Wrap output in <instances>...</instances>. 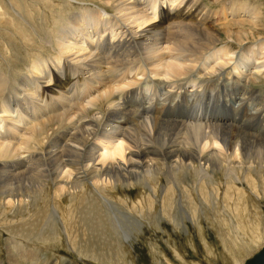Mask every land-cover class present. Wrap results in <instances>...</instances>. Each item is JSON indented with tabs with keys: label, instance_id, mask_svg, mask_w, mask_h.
Here are the masks:
<instances>
[{
	"label": "bare ground",
	"instance_id": "bare-ground-1",
	"mask_svg": "<svg viewBox=\"0 0 264 264\" xmlns=\"http://www.w3.org/2000/svg\"><path fill=\"white\" fill-rule=\"evenodd\" d=\"M97 1L102 9L96 6L81 9L80 4V12L76 13L72 11L75 7L65 0H58L56 8L50 9L47 1L41 2L44 10L48 8L49 22L42 20L48 25L41 27L45 31L41 35L40 29L37 32L32 27L31 31L24 17V14L31 15L34 11L31 9L30 14L24 4L7 0L14 15L11 17L9 12L7 18L11 17L14 29L19 28L20 46H16H22L20 53L25 55L27 65L14 72V77L19 78L18 81L12 80L15 82L13 87L17 88L12 89L15 99L5 98L9 79L14 78L8 70L4 71L13 62L5 53L14 44L9 46L11 43H2L0 65L4 66L6 75L0 74V185L4 187L18 178L23 179L29 171L36 172L37 177L40 172L41 176L44 173L42 162L50 163L53 160L52 178L48 181L52 182V192L56 198L48 197V201L39 196L30 207L22 195L11 189L12 183L0 195L3 211L11 219L22 214V220L29 221V234L36 236V232L42 230L39 227L46 228L39 233L40 237L44 233L42 237L47 243L56 235L51 232L50 223L62 207V198H68L70 224L75 223L81 229L85 228L86 232H80L78 243L70 242L66 233L67 242L72 248L76 247L78 255L92 256L93 251H98L97 244L101 245L102 250L124 254H129L128 250L132 249L131 241H134L137 233H125L120 223L118 225L125 238V242L122 241L124 247L110 238L116 232L114 218L117 219L111 212L108 217L105 204L112 205L115 200L113 194L118 188L126 190L138 186L140 190L143 186L146 189V197L142 196L139 204L133 203L135 206L144 199H147L146 203L157 204L158 189L161 188L160 195L169 197L168 207L162 210L169 219L174 216L172 210L177 206H174L176 193V204H180L185 214L191 213V218L189 215L186 218L195 226H200L198 219L201 215L204 218L216 215L214 208L222 207L217 215L221 220L227 218L225 209L231 204L227 202L232 201L233 196L227 191L231 186L235 187L237 198L243 193L242 190L239 194L241 187L234 186L236 183H248L251 191L255 192L253 197L258 199L261 196L258 190L263 188L261 191L264 193V137L247 132L245 125L255 122L261 134L264 133V99L250 111L245 110L244 117L248 120H244L242 125L219 120L213 125H203L201 115H207L211 103L206 111H202L200 101L209 95L211 85L219 89L211 92L209 101L214 96L220 98L222 88L226 90L231 86H246L251 95L261 98L264 95L263 90L259 93L254 89L259 83H264V18L260 8L239 3L240 6L232 5L231 11L223 16L224 12L219 10H213L215 13L206 11L202 0ZM4 12L1 7L0 18ZM35 36L38 37L37 41ZM9 52L14 60V50ZM201 82H205L204 85ZM188 83L190 86H185ZM158 85L170 88V94H166L165 90V95H159L157 91V98H153L157 106L151 110L154 116L137 117V113H133L137 125L127 126L121 113L127 107L135 112L134 108L138 109L143 104L151 108L154 102L148 98ZM174 90L181 91L182 95ZM141 94L143 96L139 102ZM179 98L180 102L175 103ZM223 102L222 108L238 111L239 104H233L231 99ZM179 104L180 111L176 112ZM166 110L171 112L162 114ZM191 111L196 118L194 123L184 116ZM81 119L85 121L81 122ZM139 128L143 130L142 134L136 133ZM169 128L184 137L170 140L172 137L159 134L163 130L169 131ZM155 135L156 143H153ZM67 150L75 152L73 157L71 155L72 160L66 154ZM96 159L99 166H94ZM26 164L28 167H24ZM5 175L11 182L6 180V184L2 183ZM217 175L223 176L225 183L218 180ZM162 179L167 184L158 187ZM43 184H40L43 189L39 193H43ZM223 184L227 191L220 198L218 191H222V188L219 189V185ZM203 191L207 201L201 200ZM4 194L6 197L2 198ZM130 200L125 199L121 203L130 205ZM40 201L46 202L43 208L39 206ZM250 203L248 201L245 205ZM183 205L189 209V213ZM27 208H32L29 216H26ZM51 208L54 214L49 219L48 211ZM243 210L246 218L243 220L241 216L243 219L240 221L241 218L236 217ZM243 210L235 208L230 211L231 215H235L236 219H233L240 221H237L238 224L231 221L239 227L236 229L250 227V233L258 223L263 229L264 217L259 220L249 216L259 214L251 205ZM231 215L230 218L234 217ZM139 216L143 218L140 213ZM171 219L170 222L174 218ZM178 219L182 222V218ZM222 222L216 224L221 226ZM224 229L227 231V228Z\"/></svg>",
	"mask_w": 264,
	"mask_h": 264
},
{
	"label": "rangeland",
	"instance_id": "rangeland-1",
	"mask_svg": "<svg viewBox=\"0 0 264 264\" xmlns=\"http://www.w3.org/2000/svg\"><path fill=\"white\" fill-rule=\"evenodd\" d=\"M1 1L2 0H0V2ZM14 1L17 4H24V7L27 8L26 10L29 11L30 14H31V12H30L31 9L34 11V13H32L31 15L24 14V17L27 19V21L29 23L28 25L30 26L31 31H33L32 27H34L37 30V32L39 31L38 29H40L39 34L42 33L41 35H44L43 32H45V31L41 27L44 25L43 27L46 28V26L49 24V22L47 21V19H48V10L47 9L49 7L50 8H52V7L56 8L55 4L58 3V0H50L51 2L49 0H31V2L29 0H23V1L22 0H14ZM46 1L48 2V4H47L48 8L46 10H44L41 7V2H46ZM59 1H61V0H59ZM65 1H68L70 5L72 4V6L75 7L74 8L75 10L72 9V11H75L74 13H76V11L80 12V10H79L80 8L81 9H83V8L84 9H87V8L91 9V7H93V6H96L97 8L102 7L101 3L97 0H94V1L93 0H65ZM233 1H234V3H233ZM52 2H54V3H52ZM77 2H79V3H77ZM80 2H82V3H80ZM202 2L204 3L206 11H208L210 13L211 12L215 13L214 11L219 10L218 12H220V11L224 12V13H222L223 16L228 14V12L231 11L232 5H236V6L239 5L240 6V4L241 5L242 4H248V7H250V8L251 7L254 8L256 6V7H258V9L260 8V10L264 14V0H202ZM30 3H32L33 5ZM78 5H80L81 7L78 8L79 7ZM0 6L3 7L5 10L3 15L1 14V18H0L1 19L0 20V36L2 37V38L0 37V41H2V42H0V44H1L0 48L2 46V43H11L8 45L9 46L13 45V44L14 45L10 46V47L8 46L9 47L8 49H9V51L14 50V52H15L13 55L14 56V60H13L12 57H10L11 55L8 54L10 52L6 50L5 56L6 57L8 56L10 58V60L13 62L10 63L9 69H5L4 66L2 67L0 65V68H2V70H0V74H5L3 72V68H4V71L8 70L7 72L12 74V78H13L14 72L18 71V69H21L22 65L23 66L27 65L26 64L27 61L25 59V55L23 56L20 53V52H22L21 50H23L21 48L22 46L17 48V46H20L19 45L20 38H19V31H18L19 28L16 30V28L14 29L12 26V22L10 21V19L14 15L12 14V12L10 10L9 4H7V0H5L2 3V5H0ZM32 6H34V7H32ZM100 9H102V8H100ZM9 12L11 13V15H10L11 17L7 18V15L9 14ZM37 13H38V15H37ZM263 14H262V18H264ZM4 16H5V18L2 19V17H4ZM34 16H36V17H34ZM40 19H41V22H42V20H46L44 22L48 23V24L45 25L42 22V25H41ZM4 20L10 26L7 23H5ZM3 24L4 25L7 24L8 25L7 28H6V25L4 26ZM240 29L241 28H238L239 31H241ZM245 29H248V27L245 26ZM263 29H264V27H263ZM11 32H13V33H11ZM3 35L4 36L6 35V36L4 37ZM12 35L14 37L16 36L15 39ZM8 36L10 37V39H8L9 38ZM263 36H261V37H263ZM11 37H13V38H11ZM5 38H7V39H5ZM35 39H36L35 41H37L38 37L35 36ZM12 40H14V41H12ZM16 41H19V42L17 43ZM246 42H248V41H246ZM249 43H251V42H249ZM248 45H246V46H248ZM26 46H28V45H26ZM17 49L18 50L20 49V50L18 51ZM1 54L2 53H1V49H0V57H1ZM9 58H6V59L8 60ZM24 59H25V61H24ZM1 60L2 59L0 58V61ZM19 60H21V61L19 62ZM16 63H18V64H16ZM0 64H1V62H0ZM18 79L19 78H16V77H14L13 79H9V85H8L7 91L8 92L10 91L11 94H8L7 91H5L4 92L5 98H7V96H8V98L10 97L12 99H15L14 95H12V89L14 91V89L16 90L17 88L13 87V86H15V85H13V82L18 81ZM12 80H14V81L12 82ZM198 83H199V81L196 84H198ZM204 83L205 82H203V83L201 82L200 84L204 85ZM14 84H15V82H14ZM214 85H216V84L214 83ZM158 86H156L157 89L154 87L153 93H150V97L148 98V99L153 100V102H154L151 104V105H153L151 108H148V106L143 104L138 109H136V107H135L134 108L135 112H132L133 109L130 110V109H128L129 107L126 106L127 109H125L124 112L121 113V116L123 117V121H124V123L127 124V126L130 124H132L133 127L137 125V123L133 119L134 118L132 115L133 113H137L136 114L137 117H139V115L140 116L141 115H143V116H154V115H152L151 110L155 109L157 106V105H155L156 100L153 99V98H157L156 97L157 91H159V95H165V92H166L165 90H167L166 94H170L168 92V90L170 91V88L167 89L164 86H162L163 88L159 86L160 87L159 88ZM185 86H190V84L189 83L185 84ZM212 86L213 85L209 86V88H210L209 95L206 96L203 99V101H200V103L202 104L201 105L202 111H206L208 105L211 103V108L208 111L207 115L206 114L203 116L201 115V117L203 118V120H202L203 125H205V124L211 125L212 123L214 124V123H216V120H219V121H222V122H225L228 124L231 121V123L242 125L244 120H248L246 117H244L245 110L247 109L248 111H250L251 109L256 107V105H258L261 100L264 99V95L262 96V98L259 96L257 97V96L251 95L250 91L248 90V87L246 88V86L245 87L231 86V87L226 88V90H224V88H222V91H221L222 96L220 98L214 96L212 101H209L210 96H211V92L219 89L218 87L212 88ZM255 87L256 88H254V89L257 90V92H259V91L263 92L264 91V88H263L264 83H262V84L259 83ZM259 87H261V88H259ZM174 91H176V92L178 91V93L181 94V91H179V90H174ZM213 94H215V93H213ZM142 96H143V94H141L138 97L139 102L141 101ZM181 98H179L175 103L178 104L180 102ZM229 99H231L233 104H235V105L239 104L238 105L239 109L237 112H234L231 108H229L228 110L222 108V105L224 104L223 101L229 100ZM13 101H15V100H13ZM143 102H145V101L143 100ZM256 102H257V104H256ZM127 111H129V112H127ZM169 111L170 110H166L162 114H167ZM175 111L176 112L180 111V104L175 108ZM192 111H193V106H192ZM192 111H191V113L185 114L184 116L187 117V119H190L189 121L194 123L196 118H195V116L192 115ZM75 112L77 113V111H74V113ZM262 115L264 116V112L262 113ZM181 116H182V118L184 117L183 115H181ZM172 117L173 116H171V118ZM142 118H144V117H142ZM75 120L76 119H74V122H76ZM82 120L85 121L84 119H81L80 121L83 122ZM262 123H263V121H262ZM245 126L247 127V132L255 133L258 136L264 137V133L261 134V132H260L261 130H258L255 122H252L249 125H245ZM50 127L51 126H49L47 131H49ZM168 130L169 131H167V130L160 131L159 134H161V135L165 134V135L172 137V138H169L170 140L177 139L179 137H182V138L184 137L183 134L177 133V131H175L174 129L169 128ZM136 133L142 134L143 130L141 128L136 129ZM42 138L45 139L44 136ZM152 142L156 143V135L154 136V139ZM39 144L41 145L42 142ZM21 153H22V151H21ZM66 154L67 155L69 154L68 156H70V157L72 155V157H73L75 155V152H73L71 150H67ZM72 157H71V160L73 159ZM51 162H53V160L50 161V163L49 162L46 163L45 161L42 162L41 169L44 170L43 171L44 173H42V172L41 173L43 175L40 176V172H38L39 174L37 177L36 172H34L35 173L34 174L33 172L29 171V172H27V174H25V176H23L25 178H23V179L18 178V180L16 179V180L12 181L13 185H12V183L11 184L5 183V181L8 180V178H7L8 176L5 175L4 177H6V178H4V180H2V183L6 184V185L3 184L5 188L2 185H0L1 186L0 187V195L3 194V192H5L7 190L6 187L10 188V185H12L11 189H14L15 192L22 195V198L25 199V202H27L30 207L33 206L31 204H33L35 202L34 199L39 197V196L44 197L46 200L48 199V201L50 198H56L54 193L52 192L53 191L52 187H51L52 182H49L50 178H52V176L50 174L52 173V169H54V166H53L54 163L52 164ZM95 165L96 166L100 165L98 163V159L95 160L94 166ZM51 166H53V167H51ZM24 167H28V165L26 164V166H24ZM41 177L43 179H41ZM217 178H218V180L222 181V183H225L223 176L217 175ZM58 179H59V177H58ZM163 179H162V181H160V184L158 185V187H160L161 184H162L161 187L166 186V184H167L166 180H163ZM8 181L11 182V180H8ZM45 181L49 182V183H46ZM17 183L20 185H18ZM41 183L42 184L44 183L43 185H45V188H44L45 191L43 190V193H39V191H41L43 189L42 186H40ZM16 185H18V186H16ZM227 185H229V184H227ZM223 186H224V184L219 185V187H220L219 189L222 188V191L221 190L218 191V193L220 194V198L223 197L222 196L223 193L225 191H227L226 188ZM234 186L241 187V188H239L240 189L239 194H241L242 192L245 194L242 193V195H239V198L242 197L241 199H239V198H237V194L235 195V193H238V192L234 191L235 187L232 188V186H231V189L229 191H227L228 194H230V195L233 194V196H231L232 201H230L231 200L230 199L227 202V204L231 203L230 205H232V206L227 205V208L225 209V211H226L225 217H227V218H224L223 220H221L217 215V214H220L218 211L220 209H223L222 207L221 208L219 207L220 209L217 208L216 210L214 208L213 209L214 214L216 213L215 211H217V213H216V215H213L212 217L215 216V218L212 219V217L209 216V217H207L209 219L208 220L206 217L204 218V216L201 215L200 218L198 219V223H200V226L202 228L200 226H197V225L195 226L194 223L190 222V219L188 220L186 218L187 215H189V218H191V213L185 214V212H182V209L180 208V204H176V203H178V197H177L176 193H175V204H174V206L175 205H177V206L176 207L173 206L174 208L172 210L173 211L172 213L174 216L171 218L172 219L174 218V219L172 220L170 218L173 221V222L172 221L170 222L169 217L164 215V213L162 212V210H166L165 208H167L169 205V201H168L169 197L168 196L165 197L166 194L160 195V193H161L160 191H162L161 188L158 189V193H159L160 198L158 196L159 200H157V202H156L157 204L153 205L151 203H146L147 199H144L141 202V204L138 206L133 205V203H138L139 200L141 199V197L142 196L146 197V194H147L146 189L143 186L141 187L142 189L140 188V190H139L138 186H134V187L132 186L131 188H128L126 190L118 188L116 190L115 194H113V196L115 195L114 196L115 200L113 203H111L112 205L109 206V204H105L108 209L105 208L106 206H104V208H105V212H107V214H109L108 217H110L111 213H112L113 215L116 216V219H117V221H116L114 218V223H115V226L117 228H115L116 232L112 234V237H110L111 241H113V242L115 241V244H119L120 247H124L123 242H125V238L123 237V235L121 233V230L119 228L120 226L118 225V223H120V225L122 226L123 231L125 233L128 232V233H131V235H133L134 233H137L136 238L133 239L134 241H131L132 249L130 248V250H128L129 248H127V250L129 251V254H127L128 252H126L124 254V253H120L119 251L115 252L114 250H112V251H107L105 249L102 250L101 245L97 244L95 242V244H97V248H98L97 250L98 251H96V250L93 251L92 256L86 255V254H83V255L79 254L78 255L76 247L72 248V245L69 243L71 241L78 243L77 241L81 235L80 232L85 233L86 229L85 228L81 229V227L76 226L75 223L73 225L70 224V220H69L70 215H69V211L67 208V205H68L67 199L68 198H65V197L62 198V200H61L63 202L61 205L62 207L58 211L61 213H58L56 211L57 214L53 217L54 221H52V223H50L51 232L53 231L54 233H56V235H54V238H52L51 242H47V243H46V241H44V239L42 237L44 235V233L42 234L41 237H40V233H39L40 231H42L46 228H44L42 226L39 227L42 230L36 232V236L34 234H29L28 231L30 230V225H29V223H27L28 220L27 219L22 220V214L21 215L18 214L17 216H15L14 219H11L12 217L8 216V213L4 212L3 209L1 208V207L4 208V205L1 204L3 202H2V199H0V264H16V263L17 264H245V263H247V261L252 256H254L264 246V235H262V234H264V226L262 225L263 229H261V227H260L261 225L258 223L257 226L253 227L252 232L249 233L250 227H247L246 228L247 230L242 229L244 231L243 232L241 230V228H240V230H241L240 231L238 229L239 227L235 226V225H237L238 222L240 223V221L243 219V217H244L243 220H245L246 215H245V212L243 210V208L245 206L251 205V207H253L257 211V213H259L258 215L260 218L257 217L258 215L254 214V213L249 214V216L250 215L254 216L255 217V218L253 217L254 219L260 220L261 217H264V216H262V215H264V200H262V199H264V193H262L263 191H261V190H263V188L259 189L258 190V191H260L259 195H261V196H259L258 199H255L253 197V194H255V192L253 190L251 191L248 183H245V184L236 183ZM246 188L247 189L249 188L250 191L247 190ZM165 189H164V191H165ZM232 189L234 192L232 191ZM245 191H248V192H245ZM204 194H205V191L201 192V197H202L201 200L207 201L206 196ZM203 195H204V197H203ZM248 196H250V197H248ZM5 197H6V194H4L2 198H5ZM48 197H50V198H48ZM124 197H125V199H128V200L131 199L130 203H128L130 205L121 203L122 200H125ZM164 198H166V200L162 201ZM234 200H236V201H234ZM243 200H244V203H241V202H243ZM253 200H255V201H253ZM160 201H162V202H160ZM245 201L246 202L250 201L251 203L252 202L253 203L245 205L246 204ZM5 202H6V200H5ZM237 202L242 204V206ZM232 203H234L236 207ZM255 203H257V204H255ZM44 204L46 205V202H44V203H42L41 201L39 202V206H41L42 208L45 206ZM163 204H164V206H163ZM258 204H259V207H258ZM65 205H66V207H65ZM224 205H226V203ZM228 206H230V207H228ZM169 207H171V206H169ZM183 208L187 210L186 211L187 213H189V211H188L189 209H187L184 205H183ZM235 208H237V210H239V211L243 210V211L238 212L239 214L236 217V218L240 217L241 218V219L239 218L240 221H239V219L238 220L233 219V218H235L234 214H232L234 217H231L232 219L230 218V215H231L230 211L235 209ZM240 208H242V209H240ZM31 209L32 208L26 209V210H28L26 216H29L31 214L30 213ZM46 209H47V207H46ZM229 209H231V210H229ZM260 209H263V210H260ZM26 210H23V211L26 212ZM51 210H52V208L50 209V212L48 211L49 219H52L51 216H52V214H54L53 212H51ZM139 213H140V215L141 214L143 215L144 219L140 218ZM228 214H230V215H228ZM180 215H182V216H180ZM216 216L218 217V219ZM241 216H243V217H241ZM178 218H180V219L182 218L181 219L182 222H179ZM111 219H112V217H111ZM210 219H211V221H210ZM216 220H218V221H216ZM220 221L221 222L223 221L221 223V226H219ZM229 221L230 222L232 221V222L237 223V224H234V223L232 224V222L230 223ZM216 222L217 223L219 222L218 223L219 225H217ZM225 223L227 224V226H224V225H226ZM222 224H223V226H222ZM228 224L230 225L231 228L229 227ZM232 225L235 226V228L232 227ZM213 227H215V228H213ZM224 227L227 228V231H226V229H224ZM236 227H238V228L236 229ZM199 229L201 231H199ZM253 230L255 231V233ZM246 231L248 234L246 233ZM66 233H68L69 241L71 240L70 242H67V239L65 236ZM256 233L258 235H254ZM233 235H234V237H233ZM261 235H262V237H261ZM235 236H236V238H235ZM252 239H254V240H252ZM224 241H225V243H224ZM226 243H227V245H226ZM72 244H73V242H72ZM93 256L95 258H93ZM9 258H14V260H11Z\"/></svg>",
	"mask_w": 264,
	"mask_h": 264
},
{
	"label": "water",
	"instance_id": "water-1",
	"mask_svg": "<svg viewBox=\"0 0 264 264\" xmlns=\"http://www.w3.org/2000/svg\"><path fill=\"white\" fill-rule=\"evenodd\" d=\"M246 264H264V246L253 258L249 259Z\"/></svg>",
	"mask_w": 264,
	"mask_h": 264
}]
</instances>
